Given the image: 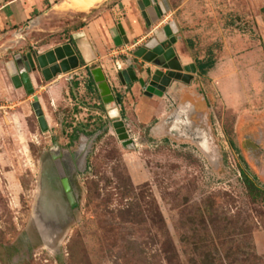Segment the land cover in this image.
Segmentation results:
<instances>
[{
  "label": "rangeland",
  "instance_id": "374dc122",
  "mask_svg": "<svg viewBox=\"0 0 264 264\" xmlns=\"http://www.w3.org/2000/svg\"><path fill=\"white\" fill-rule=\"evenodd\" d=\"M54 1L0 39V264H264V0H167L169 9H156L158 0L151 25L138 0H103L91 11ZM119 24L129 38L120 46L113 40ZM170 24L178 58L196 72L167 89L164 119L189 104L195 128L176 136L159 127L164 119L141 121L135 105L132 114L117 104L134 140L124 146L98 88L84 83L90 69H106L123 99L111 70L138 61L135 50ZM76 31L100 40L110 67L97 61L85 74L52 80L37 71L32 94L14 85L16 53L54 49ZM62 83L54 102L51 86ZM197 128L209 150L193 139ZM82 144L86 165L68 169L64 160ZM51 170L70 176L73 193L62 189L66 211L48 241L35 207Z\"/></svg>",
  "mask_w": 264,
  "mask_h": 264
},
{
  "label": "water",
  "instance_id": "95a60500",
  "mask_svg": "<svg viewBox=\"0 0 264 264\" xmlns=\"http://www.w3.org/2000/svg\"><path fill=\"white\" fill-rule=\"evenodd\" d=\"M157 1L138 0L139 7L148 25L152 23L150 16L151 8L154 4H157ZM161 5L169 9L167 0H162V4H158L157 8L154 7V9H161ZM118 27L120 34L114 36L113 40L115 44L118 46L123 43L128 44L129 38L123 25L119 24ZM78 33L73 34V39L78 38ZM80 33H83L85 36L84 32ZM173 33L172 24L167 25L156 34V37L151 38L143 46H139L135 50V56L138 59H142L141 63L135 59H129L127 62L128 66L117 72L118 78L122 85L126 87L127 92L137 83L146 96H164L167 89L175 81L182 80L190 82L193 77L192 73L196 72V66L193 64H182L178 58H174V55H176L174 47L166 49L162 44L167 35H172V41L176 42L177 38ZM81 62L82 59L76 53L73 46V40L43 53L33 54L28 52L23 54L19 52L14 55L13 65L16 74L12 76V80L16 87H24L28 93L32 94L35 89L32 75L35 72H40L46 80H52L61 73H69L79 68ZM147 63L152 64L156 68L153 69L152 67L146 66ZM141 68L144 70L141 71ZM139 71L144 73L146 77L140 76ZM91 74L97 84L102 102L107 107H110L109 114L112 118L113 126L123 145L128 146L132 144L134 140L130 137L125 121L118 118L120 112L118 111L117 104L122 102L121 96L116 97L113 94L112 87L101 67L92 69ZM33 108L42 130H48V121L38 96H35ZM112 109H117L118 114L116 116L111 115ZM86 154L87 149L82 144L78 149L68 155L71 157L68 162L64 160L66 167L71 170L74 168L82 170L86 165ZM69 198L70 202L74 203V197L71 194H69ZM65 211L66 204L62 190L54 187L48 175L44 172L40 197L35 207V221L46 240L49 241L60 231V218L64 216Z\"/></svg>",
  "mask_w": 264,
  "mask_h": 264
},
{
  "label": "crops",
  "instance_id": "0c3cea01",
  "mask_svg": "<svg viewBox=\"0 0 264 264\" xmlns=\"http://www.w3.org/2000/svg\"><path fill=\"white\" fill-rule=\"evenodd\" d=\"M46 0H0V39L6 36V34H11L15 31L16 26H21L22 24H25L35 12H40L44 9V3ZM49 3H55L54 0H48ZM57 5V4H56ZM91 11V10H90ZM84 12V11H82ZM89 12V11H88ZM124 27V26H123ZM5 30L6 33H5ZM96 31H99L98 29ZM126 31V30H125ZM77 33L79 31H76ZM74 34V33H73ZM119 34V32H118ZM150 35V32H148V36ZM99 34L96 32V35L94 34V37H98ZM16 37V36H15ZM15 39V38H14ZM16 40V39H15ZM98 44V47H96L95 44ZM73 46L76 50V53L83 58V62H81V65L79 68L72 71V73H79V74H85V71H88V68L92 67L94 63L97 61H103L105 64H101L104 68L110 67L106 63H108L106 55L103 53V49L101 47V42L99 39L93 38L88 32L84 36V38H76L73 39ZM175 50V49H174ZM48 51V50H47ZM45 51V52H47ZM43 53V51H40ZM176 53V50H175ZM178 58V56H177ZM179 59V58H178ZM180 60V59H179ZM181 61V60H180ZM128 62V60H127ZM125 63L124 61H121L120 63L123 66V69L128 66V63ZM138 62L141 63L142 59H138ZM186 62V61H185ZM187 64L184 63V65ZM146 66L152 67L155 69L156 67L152 64L147 63ZM93 69V68H92ZM90 69V70H92ZM165 70V69H164ZM104 71V70H103ZM106 72V73H105ZM114 78L117 73L113 72L111 70ZM110 72V73H111ZM118 72V71H117ZM105 75H107V70L104 71ZM140 73V76H145L144 73ZM138 73V74H139ZM89 79L84 83V86L88 89L97 90V84L91 74L89 75ZM32 78L34 80V74L32 75ZM112 82V81H110ZM86 84V85H85ZM114 86V84L112 83ZM63 83L62 85H58L56 87L51 86V93L53 96V101L57 102L60 99L61 90H63ZM124 92L126 93V96L123 97L122 102L118 105L121 109H129L132 113L133 106H136V111L139 113V117L141 121H148L150 118L157 117L158 119H164L166 115L165 110V98L166 96H138V93L140 92V86L139 84H135L129 92H127L126 87H124ZM24 91L27 92L25 88H22ZM54 91V92H53ZM139 91V92H138ZM38 93V92H37ZM31 94V93H30ZM133 95H137L136 98L137 101L133 100ZM102 99V97H101ZM168 99V98H167ZM43 103V102H42ZM132 105V106H131ZM44 106V105H43ZM45 109V108H44ZM118 111L121 110L118 108ZM46 113V111H45ZM128 113V112H127ZM133 114V113H132ZM128 115V114H127ZM132 116H129V118Z\"/></svg>",
  "mask_w": 264,
  "mask_h": 264
},
{
  "label": "bare ground",
  "instance_id": "6f19581e",
  "mask_svg": "<svg viewBox=\"0 0 264 264\" xmlns=\"http://www.w3.org/2000/svg\"><path fill=\"white\" fill-rule=\"evenodd\" d=\"M70 1V0H69ZM100 2H103V0H71V4L75 6H79L84 10H90L92 7H95ZM78 7V8H79ZM80 9V8H79ZM173 28L175 29V26L172 24ZM77 37L82 39L84 38L83 33H78ZM188 105V104H187ZM187 105H182L179 107L176 111H174L172 114H169L167 118H165L162 122V124L159 126L161 128H164L166 124L170 125V131L172 134L175 135H182L183 133V127L188 128V122H190L189 114H188V107ZM118 114L117 109L111 110V115L116 116ZM191 127V126H190ZM193 139L199 142V145L204 148L205 150H209L210 148V141L209 137L206 136L203 131H194L193 134H191ZM46 185V184H45Z\"/></svg>",
  "mask_w": 264,
  "mask_h": 264
},
{
  "label": "flooded vegetation",
  "instance_id": "af4514ba",
  "mask_svg": "<svg viewBox=\"0 0 264 264\" xmlns=\"http://www.w3.org/2000/svg\"><path fill=\"white\" fill-rule=\"evenodd\" d=\"M172 28H173V26H172ZM158 33H159V31L157 32V34ZM119 34H120V30H119ZM176 42H177V39H176ZM176 42H173L172 41V35H167L166 38H165V41L162 44H163V46L166 49H169L171 47H174V45L176 44ZM135 58H137V57H135ZM174 58H177V54L174 55ZM187 65H189V64H187ZM187 106L192 107V105H189V104ZM187 112L190 115V111H187ZM189 119H190V117H189ZM170 125L171 124H166V126H164V128H167L168 129V132L169 133H171V131H170ZM190 126L191 127H194V122L191 119H190V122H188V128L187 127H183V130L186 128L187 131H185V132H188V130L190 131L191 130V129H189V128H191ZM194 131H203V130L197 128ZM183 135H186L184 133V131H183L182 135H176V136H183ZM75 170L78 171V169H76V168H75ZM47 175H48V178H49V180L51 181V183L53 184L54 187H56L57 189H61V190L63 189V192L65 193V196L66 197H68V193H73V189H72V185H71V182H70V176L69 175L65 174L64 176H61L60 174L56 173L55 171L53 172L52 170L50 172V175L49 174H47Z\"/></svg>",
  "mask_w": 264,
  "mask_h": 264
},
{
  "label": "trees",
  "instance_id": "16d2710c",
  "mask_svg": "<svg viewBox=\"0 0 264 264\" xmlns=\"http://www.w3.org/2000/svg\"><path fill=\"white\" fill-rule=\"evenodd\" d=\"M80 56V55H79ZM81 57V56H80ZM83 59V58H81ZM83 62V60H82ZM213 66V62H209V63H204V64H201L200 65V68L202 69V71H207L208 68H211ZM245 174V183L246 185L249 187V188H253L254 186V181L251 180L248 176H246V173L244 172ZM255 188V187H254Z\"/></svg>",
  "mask_w": 264,
  "mask_h": 264
},
{
  "label": "built area",
  "instance_id": "2783aa9c",
  "mask_svg": "<svg viewBox=\"0 0 264 264\" xmlns=\"http://www.w3.org/2000/svg\"><path fill=\"white\" fill-rule=\"evenodd\" d=\"M117 71H119V70H121V69H123V66H122V64L118 61V63H117ZM72 72V71H71Z\"/></svg>",
  "mask_w": 264,
  "mask_h": 264
}]
</instances>
